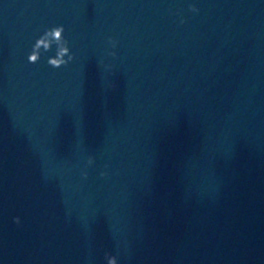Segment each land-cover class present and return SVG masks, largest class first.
<instances>
[{"label":"water","instance_id":"water-1","mask_svg":"<svg viewBox=\"0 0 264 264\" xmlns=\"http://www.w3.org/2000/svg\"><path fill=\"white\" fill-rule=\"evenodd\" d=\"M105 252L264 264V0H0V264Z\"/></svg>","mask_w":264,"mask_h":264},{"label":"clouds","instance_id":"clouds-1","mask_svg":"<svg viewBox=\"0 0 264 264\" xmlns=\"http://www.w3.org/2000/svg\"><path fill=\"white\" fill-rule=\"evenodd\" d=\"M189 10L193 13H199V8H197L194 4L189 5ZM179 15V13H177ZM180 23H185L184 19L180 20ZM65 28L63 25H56L51 28L46 29L34 42L32 45V50L27 57V61L32 64H36L40 61L42 55L47 54L53 49L55 46V55L50 56L47 59V63L52 68H61L67 66L71 63L74 58L75 54L71 51L69 47V40L64 35ZM118 41L114 38H108V45L111 48V51L107 52V55L115 59L117 57V48ZM106 68H111L112 65H105ZM94 163V157L89 156L87 159V166H91ZM108 165H105L107 168ZM81 175L83 178L87 179L88 173L86 171H82ZM100 176L107 177V171H101ZM13 222L16 225L21 224V218L19 216L13 217ZM104 259L106 264H118L117 257L112 255L109 252H105Z\"/></svg>","mask_w":264,"mask_h":264}]
</instances>
